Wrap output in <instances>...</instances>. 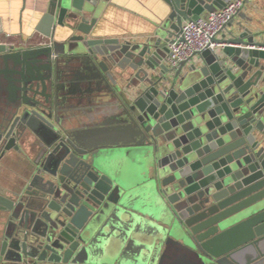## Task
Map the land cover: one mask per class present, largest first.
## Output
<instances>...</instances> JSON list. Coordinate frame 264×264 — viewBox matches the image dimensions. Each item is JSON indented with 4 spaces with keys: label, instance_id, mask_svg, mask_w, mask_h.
<instances>
[{
    "label": "water",
    "instance_id": "95a60500",
    "mask_svg": "<svg viewBox=\"0 0 264 264\" xmlns=\"http://www.w3.org/2000/svg\"><path fill=\"white\" fill-rule=\"evenodd\" d=\"M106 1L50 0L47 36L60 27L65 41L0 44L2 66L20 67L8 72L14 116L0 130V162L28 147L35 166L21 196L0 192V264H99L101 227L143 189L164 214L150 264H264V34L233 19L216 49L174 69L171 33L229 0H161L167 14L143 42L93 36ZM63 55L80 56L89 78L113 87L116 109L95 128L59 126Z\"/></svg>",
    "mask_w": 264,
    "mask_h": 264
},
{
    "label": "crops",
    "instance_id": "0c3cea01",
    "mask_svg": "<svg viewBox=\"0 0 264 264\" xmlns=\"http://www.w3.org/2000/svg\"><path fill=\"white\" fill-rule=\"evenodd\" d=\"M49 1L0 0V44L23 51L48 46L51 41H65L70 33L60 27L51 31L50 39L47 36L51 30L45 19ZM166 14L167 8L161 0H107L97 14L93 36L143 42L154 35ZM240 14L245 19L237 15L233 28L242 23L252 32L264 34V1L254 0L245 5ZM55 59L59 60L55 62L59 126L65 131H82L95 128L109 118L117 103L112 85L106 79L89 78L93 71L80 56L63 55ZM193 61L199 63V58ZM19 68L10 61L4 68L0 62V70H7L4 76L0 75V130L6 128L14 116L7 102L6 88L8 79L15 76L8 72ZM119 140L118 143H123ZM34 169V153L28 147L20 154L11 152L0 162V192L6 197L21 196ZM125 173L131 180L136 177L129 166ZM7 218L8 213L0 212V244ZM163 220V209L150 191H138L129 209L115 213L103 224L93 243V256L99 264H150Z\"/></svg>",
    "mask_w": 264,
    "mask_h": 264
},
{
    "label": "built area",
    "instance_id": "2783aa9c",
    "mask_svg": "<svg viewBox=\"0 0 264 264\" xmlns=\"http://www.w3.org/2000/svg\"><path fill=\"white\" fill-rule=\"evenodd\" d=\"M245 6V0H229L226 5L205 17L183 21L179 31L171 36L167 44V64L176 69L182 62H190L206 51L214 50L217 45L212 41L218 37L224 26L232 21Z\"/></svg>",
    "mask_w": 264,
    "mask_h": 264
}]
</instances>
